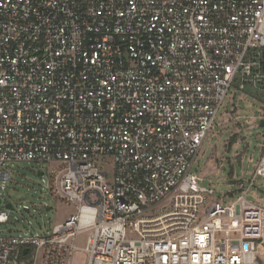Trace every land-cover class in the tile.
<instances>
[{
	"label": "built area",
	"instance_id": "1",
	"mask_svg": "<svg viewBox=\"0 0 264 264\" xmlns=\"http://www.w3.org/2000/svg\"><path fill=\"white\" fill-rule=\"evenodd\" d=\"M246 86L264 99V0H0V189L55 164L74 211L1 234L0 264H264V153L227 195L191 170Z\"/></svg>",
	"mask_w": 264,
	"mask_h": 264
},
{
	"label": "rangeland",
	"instance_id": "2",
	"mask_svg": "<svg viewBox=\"0 0 264 264\" xmlns=\"http://www.w3.org/2000/svg\"><path fill=\"white\" fill-rule=\"evenodd\" d=\"M261 123H264V99L258 91L246 86L236 94L229 93L217 115L214 130L204 140L191 170L218 195L233 191L238 183L252 176L264 153ZM55 167V164L26 162L9 165L12 181L4 184V190L0 189V211L8 214L9 222L0 225V235L41 234L74 212L68 205L53 201L42 184ZM258 186L260 191L256 189L249 200L264 206L263 177L258 178ZM85 238L82 235L77 239L79 248L84 246ZM72 264H84V255L74 256Z\"/></svg>",
	"mask_w": 264,
	"mask_h": 264
},
{
	"label": "water",
	"instance_id": "3",
	"mask_svg": "<svg viewBox=\"0 0 264 264\" xmlns=\"http://www.w3.org/2000/svg\"><path fill=\"white\" fill-rule=\"evenodd\" d=\"M264 125V123H261V126H263ZM47 211H49V209H46Z\"/></svg>",
	"mask_w": 264,
	"mask_h": 264
}]
</instances>
